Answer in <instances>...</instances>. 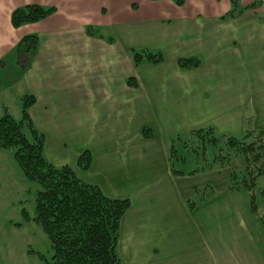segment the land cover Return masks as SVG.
I'll return each mask as SVG.
<instances>
[{
  "label": "crops",
  "instance_id": "0c3cea01",
  "mask_svg": "<svg viewBox=\"0 0 264 264\" xmlns=\"http://www.w3.org/2000/svg\"><path fill=\"white\" fill-rule=\"evenodd\" d=\"M240 1L256 6L229 19L231 0H0L1 106H10L5 90H17L13 104L17 94L34 96L29 112L48 160L110 197H131L118 251L132 264H264L237 196L248 193L228 189L242 158L177 176L169 161L178 134L264 130V0ZM29 4L54 12L14 27L12 12ZM28 35L39 47L23 70L15 50ZM159 48L162 63L135 64L134 51ZM184 57L201 63L182 69ZM64 142H77L78 151ZM86 150L92 163L82 170ZM204 188L211 194L202 197Z\"/></svg>",
  "mask_w": 264,
  "mask_h": 264
},
{
  "label": "trees",
  "instance_id": "16d2710c",
  "mask_svg": "<svg viewBox=\"0 0 264 264\" xmlns=\"http://www.w3.org/2000/svg\"><path fill=\"white\" fill-rule=\"evenodd\" d=\"M175 1L178 5L184 3V0ZM255 6L231 0V9L224 18L238 17ZM53 12V7L25 5L12 12L11 23L19 27L45 19ZM87 33L103 37L93 27H88ZM108 41L112 42L114 38L110 36ZM38 47L39 39L35 35L20 40L15 60L21 69H27ZM133 59L136 65L160 64L164 54L160 50H137L133 52ZM200 63L198 57L178 59L179 67L187 70L197 68ZM128 83L137 84L134 78H129ZM34 103V96H22L20 119L5 109L0 118V148L11 149L24 176L39 185L33 220L42 228L52 249L51 258L45 264H124L118 243L121 220L130 208L131 200L110 197L99 186L82 179L71 166H56L50 162L45 154V135L30 116L29 110ZM148 133L146 131L145 135L149 136ZM209 149H213L212 154L208 153ZM188 150L196 164L191 170L185 167ZM238 157L243 158L244 167L230 174L228 189L247 192L251 209L256 213L259 208L254 192L260 177L264 176V130L248 128L241 137L218 135L211 128L178 134L172 141L169 161L172 174L177 176L224 168ZM91 163L90 152H82L78 158L80 169H89ZM211 192L210 188H204L202 197ZM259 193L264 208V187ZM194 203V200L189 201L191 207ZM23 215L26 216L25 210ZM259 219L264 231V216Z\"/></svg>",
  "mask_w": 264,
  "mask_h": 264
},
{
  "label": "rangeland",
  "instance_id": "374dc122",
  "mask_svg": "<svg viewBox=\"0 0 264 264\" xmlns=\"http://www.w3.org/2000/svg\"><path fill=\"white\" fill-rule=\"evenodd\" d=\"M159 50L163 52L161 48L155 51ZM9 93L12 95L8 96ZM15 93H17L15 88L9 89V91L5 90L3 93L4 96L1 98L4 104L10 106L9 108L4 105L1 106L0 102V118L3 116L5 109L16 119L21 118V106L19 105L22 97L19 98V94L15 95L14 105L11 99ZM65 144L67 151L71 148L73 153L78 151L77 146L79 144L77 142H64L63 146ZM212 150L209 149L208 153L212 154ZM187 155L185 167L186 170H191L196 166L195 159L189 150ZM202 163L205 164V161L202 160ZM262 186L263 177H260L254 192L259 208L256 213L251 209L248 195L245 198L241 193H236L237 196L241 197L240 202L244 215L258 245L264 248L263 222L259 219L262 215L264 216V208L259 193ZM38 189L39 185L37 183L29 181L24 176L13 151L0 148V264H45L47 260H50L52 255L50 243L42 228L33 220ZM243 194L246 196L244 191ZM126 198L130 199L131 197ZM24 210L26 216L23 215ZM120 256L124 264H132L128 260L129 255L125 257L121 254Z\"/></svg>",
  "mask_w": 264,
  "mask_h": 264
}]
</instances>
